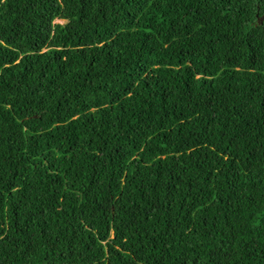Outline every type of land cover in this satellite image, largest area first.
<instances>
[{
  "label": "trees",
  "instance_id": "trees-1",
  "mask_svg": "<svg viewBox=\"0 0 264 264\" xmlns=\"http://www.w3.org/2000/svg\"><path fill=\"white\" fill-rule=\"evenodd\" d=\"M261 15L0 0V264H264Z\"/></svg>",
  "mask_w": 264,
  "mask_h": 264
},
{
  "label": "rangeland",
  "instance_id": "rangeland-1",
  "mask_svg": "<svg viewBox=\"0 0 264 264\" xmlns=\"http://www.w3.org/2000/svg\"><path fill=\"white\" fill-rule=\"evenodd\" d=\"M66 20H61V19H55V22L57 23H64Z\"/></svg>",
  "mask_w": 264,
  "mask_h": 264
},
{
  "label": "water",
  "instance_id": "water-1",
  "mask_svg": "<svg viewBox=\"0 0 264 264\" xmlns=\"http://www.w3.org/2000/svg\"><path fill=\"white\" fill-rule=\"evenodd\" d=\"M258 20H259V22L264 21V15L259 16V17H258Z\"/></svg>",
  "mask_w": 264,
  "mask_h": 264
}]
</instances>
